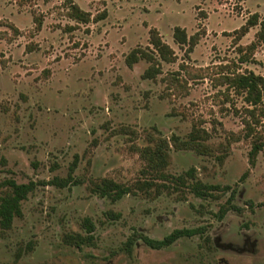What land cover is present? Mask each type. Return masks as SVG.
I'll use <instances>...</instances> for the list:
<instances>
[{
	"label": "rangeland",
	"instance_id": "1",
	"mask_svg": "<svg viewBox=\"0 0 264 264\" xmlns=\"http://www.w3.org/2000/svg\"><path fill=\"white\" fill-rule=\"evenodd\" d=\"M75 1L105 18L77 23L64 0H0V197L8 180L37 184L11 228L0 226V264H264V150L251 162L244 95L211 76L264 75V45L241 61L259 26L236 38L252 14L264 18V0ZM178 25L202 32L192 52L176 42ZM152 28L177 55L155 79L144 77L147 60L126 63L133 48L152 47ZM195 127L210 152L172 145L165 172L193 169L229 188L207 197L174 179L138 188L157 174L137 147L186 140ZM105 178L132 190L113 200L100 193ZM177 228L196 232L163 248L143 239ZM77 234L91 241L78 246L68 238Z\"/></svg>",
	"mask_w": 264,
	"mask_h": 264
},
{
	"label": "trees",
	"instance_id": "2",
	"mask_svg": "<svg viewBox=\"0 0 264 264\" xmlns=\"http://www.w3.org/2000/svg\"><path fill=\"white\" fill-rule=\"evenodd\" d=\"M63 4L66 9V15L77 23L87 24L91 21L101 20L106 16V12L93 16L92 12L82 8L75 0H64ZM34 21L36 23L35 31L41 30L43 26L42 18L36 16ZM255 26H259L255 39L246 45L244 49L241 47V52L244 54L241 56V61H249L250 56L255 53L258 47L264 45V18H262L258 12L252 14L238 29V36H236V38H242ZM75 28H77V24L69 27L70 30ZM12 29H14L16 34L20 33L18 27L13 25ZM201 34V31H197L195 34L189 35L187 29L179 25L174 28V38L176 42L181 46L187 45L186 52L188 53L193 51L200 40ZM150 44L152 47L150 45L147 47L139 45L133 48L126 55V63L128 66L133 67L134 64L138 63L140 60H147L150 62V65L145 70L144 77L155 79L162 73L161 62H173L177 55L174 48L163 39L157 28H152L150 30ZM220 68H224V66ZM211 76L220 84L225 85L228 90L234 89L244 95V100L247 103L245 107L247 115L243 120L245 134L242 138L252 139V148L249 152V156L251 162L254 163L260 151L264 150V132L261 129L264 125V75L256 73L253 70L239 71L231 69L227 70V72L218 71ZM202 77L204 76L202 75ZM174 80L180 81V78L173 76L171 82L174 83ZM201 131L204 135L201 134ZM240 137L241 135H237L238 139H240ZM207 138L208 132L206 130L195 127L186 140H181L178 136L173 137L172 140L161 136L157 138L154 144L149 143L146 146L137 147L140 156L147 162L146 170L157 174L156 178L152 180L140 181L138 188H150L154 184H157L155 183L156 179H174L176 182H179V184H184L189 187L192 192L199 197H207V195L212 194V190L220 189V185L206 183L199 179L195 175L193 169L188 170L185 175L180 174L177 176L169 175L164 170L169 164L172 145L179 149H192L199 153H208L210 152V146L205 143ZM71 180V176L68 178L55 177L50 183L65 187ZM8 186L9 190L0 197V226L4 229L11 228L15 217L22 215V202L35 190L37 184L34 181L19 183L11 179L8 180ZM158 186L159 185H157V188ZM225 188L228 189L229 186ZM225 188L222 187L221 189ZM99 189L102 195L109 196L113 200L120 199L123 195L132 190L130 186L109 178L103 179V182L99 185ZM224 212L225 209H222L221 214H224ZM86 224L89 231L93 230L94 225L90 220H88ZM195 232V229L177 228L162 239H154L150 236H144L143 239L151 247L163 248L173 244L182 236L193 235ZM68 238L76 245L81 246L85 242H90L92 237L91 235L85 237L82 234H77L69 235Z\"/></svg>",
	"mask_w": 264,
	"mask_h": 264
},
{
	"label": "flooded vegetation",
	"instance_id": "3",
	"mask_svg": "<svg viewBox=\"0 0 264 264\" xmlns=\"http://www.w3.org/2000/svg\"><path fill=\"white\" fill-rule=\"evenodd\" d=\"M168 235V234H167Z\"/></svg>",
	"mask_w": 264,
	"mask_h": 264
}]
</instances>
